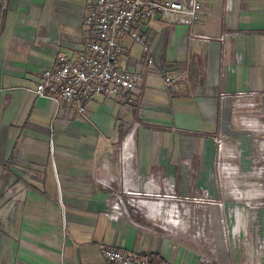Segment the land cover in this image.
Instances as JSON below:
<instances>
[{
  "label": "crops",
  "instance_id": "obj_1",
  "mask_svg": "<svg viewBox=\"0 0 264 264\" xmlns=\"http://www.w3.org/2000/svg\"><path fill=\"white\" fill-rule=\"evenodd\" d=\"M86 2L0 0V264H107L102 245L153 264H204L200 255L264 264V200L250 209L244 245L226 242L222 228L208 242L189 230L203 208L223 209L215 136L225 133L226 151L240 145L246 164L259 157L236 98L256 93L251 110L264 118V0H200L193 27L162 15L137 23L172 82L151 74L133 102L95 95L83 115L34 89L62 54L85 50ZM121 43L122 66L144 68L142 45L127 35ZM170 181L169 200L130 202L132 190L165 193ZM185 205L198 222H184Z\"/></svg>",
  "mask_w": 264,
  "mask_h": 264
},
{
  "label": "built area",
  "instance_id": "obj_2",
  "mask_svg": "<svg viewBox=\"0 0 264 264\" xmlns=\"http://www.w3.org/2000/svg\"><path fill=\"white\" fill-rule=\"evenodd\" d=\"M86 6L85 25L92 30V34L85 42V50L79 53L77 58L62 54L54 68L44 70L41 80L34 89L40 97L55 98L56 95H59L63 102L74 104L77 112L83 115L86 114L88 102L95 95H111L121 99L127 98L133 102L132 95H135L139 87L142 86L144 78L151 74L163 78L167 84L172 82L171 77L164 76V73L155 67L156 60L151 52V39L135 26L137 23L162 15L175 18L179 22L193 27L200 16L204 14L200 0H87ZM126 35L142 45L144 68L122 66L121 38ZM255 94L245 93L236 98L238 106L243 107L237 110L238 117L244 120L243 123H246V118L249 120L259 118L258 112L251 110L254 105L251 100L254 99ZM252 123L249 126L256 127L257 131H261L260 133L264 131L262 122L259 125ZM223 137L224 133L221 132L220 136L216 138L220 150L223 149ZM258 152L259 157L257 158L264 159V140H259ZM228 169L229 176L235 172ZM263 169V167H257L255 173L258 177L263 176ZM170 183L172 184L170 187L173 189L174 184L172 181ZM254 184L256 185L255 189L239 192L238 198H245L241 210L247 211V214L244 215L248 219L244 218L243 223L238 225V231L233 237L240 236L244 232L245 238H247L250 209L263 202L264 183L257 179ZM161 193L162 191L156 188L146 191L132 190L133 197L130 202L133 204L135 199L139 202L151 201L154 200L152 197ZM101 252L107 264H153L145 257H139L132 252H125L116 247L102 245ZM259 252L264 255V239L258 246ZM200 259L204 264L216 263L205 255H200ZM157 264L169 263L166 260H160Z\"/></svg>",
  "mask_w": 264,
  "mask_h": 264
},
{
  "label": "rangeland",
  "instance_id": "obj_3",
  "mask_svg": "<svg viewBox=\"0 0 264 264\" xmlns=\"http://www.w3.org/2000/svg\"><path fill=\"white\" fill-rule=\"evenodd\" d=\"M260 119H264L261 112L258 113ZM242 130L245 132H248L253 138V142L255 146L258 148V142L259 140H264V131L260 133L261 131H257L256 127L253 128L252 126L248 127L246 126V123L242 122ZM221 132H219L215 139L220 136ZM225 134V133H224ZM260 137V138H259ZM258 138V139H257ZM217 141V140H216ZM240 144V143H239ZM240 145L233 144V150L226 151L223 147L222 150L219 149V143L217 142V153L218 156L216 158V161L214 163V168L216 171V179L215 183L217 184V188L219 191L220 199L218 200V203L223 208L221 210H218L219 212H215V216L213 212H209V210H205L203 208V211L201 213L202 216V222L199 224L198 227L190 228V233L193 234L194 237L200 239L201 237L204 239L205 242H208L209 239H213L214 234L216 233L218 235V232L220 229H223L225 241L228 242L230 238L234 236V234L238 231V225H241L244 221V218L248 219V217H245L244 214H247V211H242L241 209L244 206V197L238 198L240 196L241 191L246 189H252L256 188V185L254 184L257 179L259 181H262L264 183V177H258V175L255 173L257 167H261L264 165V160L258 159V158H252L249 162V164H246L242 159V153L241 149L239 147ZM258 152V149H257ZM259 153V152H258ZM240 158L242 159V162H240ZM247 165L248 169L251 170V176L244 177L243 173L241 174V170H243L244 166ZM230 168L232 171H235L232 173V175H228L227 170ZM236 172H238L236 174ZM236 174V176H234ZM243 176V177H242ZM168 186V185H167ZM170 188V187H169ZM172 189L170 188L167 191H164L161 194L155 195V197H152L151 201L160 200V199H170L172 198ZM200 198L202 205H207L210 202V194L207 190V188L202 187L200 190ZM170 197V198H169ZM188 198V195L186 196ZM233 199L234 203L230 204L228 208L225 210V203H228V201ZM189 198L191 196L189 195ZM198 199V197H195ZM172 200V199H171ZM264 200V198L262 199ZM174 202V201H173ZM204 207V206H203ZM181 215L184 218V222H195L199 220V214H195L193 212H190L188 206L185 205V207L181 208ZM177 215V214H176ZM218 216V218H217ZM251 218V215L249 214V220ZM175 228V227H174ZM239 240H237V245L243 244L247 242V238H245L244 232L241 233L240 236H235ZM246 237H248L246 235ZM234 238V237H233Z\"/></svg>",
  "mask_w": 264,
  "mask_h": 264
},
{
  "label": "bare ground",
  "instance_id": "obj_4",
  "mask_svg": "<svg viewBox=\"0 0 264 264\" xmlns=\"http://www.w3.org/2000/svg\"><path fill=\"white\" fill-rule=\"evenodd\" d=\"M162 200H165V201H167L168 199H160V200H155V201H147V202H157V201H162ZM142 202H144V201H140L139 203H142Z\"/></svg>",
  "mask_w": 264,
  "mask_h": 264
}]
</instances>
